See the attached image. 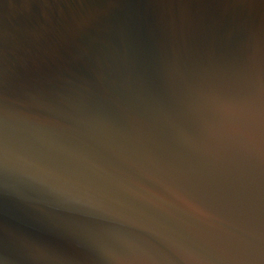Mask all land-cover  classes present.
<instances>
[{
    "label": "water",
    "instance_id": "1",
    "mask_svg": "<svg viewBox=\"0 0 264 264\" xmlns=\"http://www.w3.org/2000/svg\"><path fill=\"white\" fill-rule=\"evenodd\" d=\"M0 264H264V0H0Z\"/></svg>",
    "mask_w": 264,
    "mask_h": 264
}]
</instances>
